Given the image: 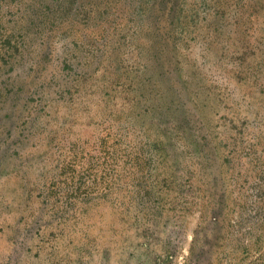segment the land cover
I'll return each instance as SVG.
<instances>
[{
    "label": "rangeland",
    "instance_id": "374dc122",
    "mask_svg": "<svg viewBox=\"0 0 264 264\" xmlns=\"http://www.w3.org/2000/svg\"><path fill=\"white\" fill-rule=\"evenodd\" d=\"M0 264H264V0H0Z\"/></svg>",
    "mask_w": 264,
    "mask_h": 264
}]
</instances>
